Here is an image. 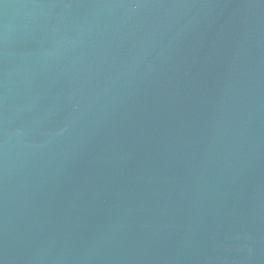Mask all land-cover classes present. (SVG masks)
I'll use <instances>...</instances> for the list:
<instances>
[{"label":"water","instance_id":"95a60500","mask_svg":"<svg viewBox=\"0 0 264 264\" xmlns=\"http://www.w3.org/2000/svg\"><path fill=\"white\" fill-rule=\"evenodd\" d=\"M0 264H264V0H0Z\"/></svg>","mask_w":264,"mask_h":264}]
</instances>
